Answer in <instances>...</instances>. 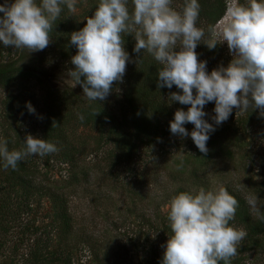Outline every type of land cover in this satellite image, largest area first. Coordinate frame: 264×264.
<instances>
[{
    "label": "rangeland",
    "instance_id": "rangeland-1",
    "mask_svg": "<svg viewBox=\"0 0 264 264\" xmlns=\"http://www.w3.org/2000/svg\"><path fill=\"white\" fill-rule=\"evenodd\" d=\"M235 2L227 0L226 9ZM238 2L246 5L248 0ZM5 3L11 5L14 0H1L0 5ZM81 8L76 3V11L72 12L76 22L84 20L80 16ZM225 15L226 11L216 25ZM218 44L221 52L214 58L217 62L230 63L233 56L226 42L218 41ZM7 60L39 64L45 70L42 77L45 87L55 91L74 88L49 45L29 52L5 47L0 42V61ZM20 89L25 102L40 114L43 95L40 86L29 81ZM9 92L0 89V144L6 141L8 150L13 151L19 138L39 135L40 126L35 118L3 120L1 103ZM104 101L107 109L123 114L120 93ZM214 108V101L203 108L207 114L203 119L215 128L209 133L206 155L199 151L190 135L176 140L165 137L160 144L133 141L136 146L131 154L121 152L116 142L103 144L94 129L71 121L64 128L76 152L72 164L44 165L34 157L39 173L30 179L32 184L49 187L64 197L70 229L62 238L56 235L58 225L48 216L49 197L41 196L37 206H31L30 213L19 212L15 221L11 219L6 233H0V264H36L31 257L39 253L46 257L40 264H161L169 239L163 227L170 223V200L182 192L194 195L201 188L205 191L225 188L242 201L251 218L264 223V117L258 124L255 118L261 117L259 109L239 113L234 108L227 121L215 125ZM53 110L59 117H69L62 106L55 105ZM251 113L257 115L252 117ZM3 165L0 158V177L6 170ZM250 196H257L259 214L247 203ZM230 226L242 229L234 220ZM46 237H51L52 242L44 252L39 244L46 243ZM256 242L264 243V235ZM37 248H40L38 252ZM232 260L240 264H264V254L247 252L237 254Z\"/></svg>",
    "mask_w": 264,
    "mask_h": 264
},
{
    "label": "clouds",
    "instance_id": "clouds-1",
    "mask_svg": "<svg viewBox=\"0 0 264 264\" xmlns=\"http://www.w3.org/2000/svg\"><path fill=\"white\" fill-rule=\"evenodd\" d=\"M76 3L77 0H15L11 5H0V42L29 52L45 49L61 6L75 12ZM132 4L130 14L127 0H99L94 16L86 18V25L70 35V44L78 52L71 58L75 70L68 75L82 87L86 99L104 101L113 83L122 82L129 61L122 34L134 33V52L146 51L162 66L157 87L171 89L175 85L182 94L171 93L170 103L190 105L187 111L175 112L170 122L173 135H190L206 155L209 133L215 131L213 124L203 119L207 103L215 102V125L227 121L234 108L239 113L259 109L264 117V0H248L246 5L236 0L230 4L224 19L209 26L207 39L205 30L197 27L198 0H185L182 12L171 7L172 0H132ZM201 41L210 50L217 47L218 41L226 42L233 56L230 64L209 74L206 62L198 61L195 51ZM177 48L179 51H175ZM27 107L34 112L30 104ZM187 123L194 125L191 133L184 127ZM24 144V149L14 151L8 150L6 141L0 144L5 169L16 170L18 162L30 156L44 157L58 151L53 143L30 134ZM257 202V196L247 199L250 208L259 214ZM237 207L238 201L223 187L174 196L168 213L172 235L161 264H231L248 235L244 229L230 226Z\"/></svg>",
    "mask_w": 264,
    "mask_h": 264
},
{
    "label": "trees",
    "instance_id": "trees-1",
    "mask_svg": "<svg viewBox=\"0 0 264 264\" xmlns=\"http://www.w3.org/2000/svg\"><path fill=\"white\" fill-rule=\"evenodd\" d=\"M227 0H198L200 4V13L197 20V27L205 30L207 33L209 26H215L216 23L224 16L226 11ZM1 2V0H0ZM15 2V0H14ZM39 3V0H37ZM185 0H172V5L176 11L182 12ZM77 6L82 7L83 17L82 22H76V18L72 12L68 11L66 6L62 5V12L59 18L53 25L54 30L50 33V49L56 54L58 64L62 65V69L69 73L75 70V66L71 63V58L78 52L76 46L70 44V35L73 32L80 31L86 25V18L94 16L97 10L98 2L93 0H77ZM129 13L133 11L132 0H127ZM125 51L129 55V61L126 64V71L122 82H114L110 94L106 97H112L115 93H120L121 97V112L119 115L105 106V101H90L83 95V89L80 85H75L74 80H71L74 88L63 91H55L50 87H45L42 77L45 75V70L39 65L31 62L19 64L18 60L0 61V89L9 90V94L3 100L2 118L7 122H17L23 118H35L40 126V133L35 138L44 139L53 143L58 151L53 154H48L44 157L30 156L23 161L18 162L16 170L8 168L4 170L0 177V233L5 234L7 226L11 219L19 212L30 213L31 206L39 202V197H49L48 216L53 219L51 222H56L58 227H55L56 235L62 238L70 229V223L67 213V201L64 197L59 196L49 187L43 185L32 184L31 177L39 173L36 167L35 160L49 165L53 162L60 165L72 164L75 157V151L69 133H66L64 127H68L71 121L77 122L78 125L94 129L99 139L103 144L116 142V148L121 152L128 151L131 154L134 151L136 143L133 141H152L160 144L163 138L176 140L180 138L170 132V122L174 120V114L178 109L187 111L190 105H181L178 102L169 101V96L173 92L182 94V90L177 89L175 85L171 89L167 87L158 88V71L162 67L152 55L146 51L139 54L134 52L136 44L134 33H123ZM218 44L215 49H209L203 41L198 44L195 49L198 61L206 62V71L210 74L213 70L220 66L227 67L229 62H217L214 56L220 54L221 48ZM179 47V42L177 43ZM179 51V48L175 49ZM60 65V66H61ZM83 79V78H82ZM33 81L40 86L42 90L40 114L29 112L27 103L22 95L21 85L25 82ZM19 90V91H18ZM22 93V94H21ZM196 94V90H193ZM33 108V105L30 104ZM55 105L62 106L69 113V117H59L54 113ZM35 113V114H34ZM98 114V115H96ZM84 117L81 121L80 116ZM257 115L251 113L250 116ZM256 122L259 124L262 117H256ZM249 121V119H247ZM53 122L56 123L52 127ZM246 122V121H245ZM67 124V126H66ZM186 130L191 133L194 125L187 123L184 125ZM26 137V136H25ZM19 138L15 143L14 150H22L25 148L24 139ZM185 138V137H184ZM183 139V138H182ZM175 144L171 143V146ZM31 166V167H30ZM30 167V168H29ZM15 172L23 173L22 176H17ZM234 197V196H233ZM235 198V197H234ZM238 207L235 214L234 222L247 232V238L241 243L237 249V254H245L247 252H259L264 254V243L258 244V237L264 235V223L261 220L251 218L245 208L242 206V201L236 198ZM37 206V205H36ZM15 221V220H14ZM233 222V221H232ZM163 231L171 237L172 232L169 223L163 227ZM48 236L47 233H44ZM52 242L51 237H46V243L39 244L44 252L49 248ZM48 244V245H47ZM2 244H0V249ZM40 255H32L31 259L36 264L43 263L44 253ZM49 256V254L47 255ZM53 259V258H52ZM68 261V259H67ZM223 264V262H220ZM231 264L235 263L232 260Z\"/></svg>",
    "mask_w": 264,
    "mask_h": 264
}]
</instances>
